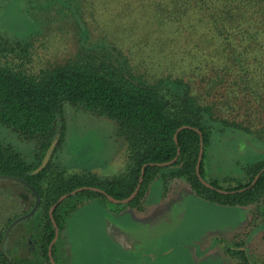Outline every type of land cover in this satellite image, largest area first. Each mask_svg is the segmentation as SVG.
<instances>
[{
    "label": "trees",
    "instance_id": "1",
    "mask_svg": "<svg viewBox=\"0 0 264 264\" xmlns=\"http://www.w3.org/2000/svg\"><path fill=\"white\" fill-rule=\"evenodd\" d=\"M149 1L161 27L173 26L180 31L185 17L190 14L196 16L197 21H207L214 34H211L212 38H224L228 47L233 46V50L219 58L235 56L240 69H224L225 74L218 77L219 82H225L224 79L231 75L228 79L233 80L234 96L250 92L255 101L250 102H257L259 109L253 118L240 113L241 120L232 119L231 113L226 115L216 107L211 91L204 94L197 91L189 78L186 80L183 75L168 71L152 75L150 70L134 71L130 66L126 70L117 65L116 57L115 61L113 56L106 54L79 53L62 63L47 61L42 65L36 60L37 31L25 32L21 40L11 39L0 32V127L13 131L34 146L33 153L25 156L12 143L0 142V186L16 185L20 188L17 191L30 203L29 210L37 195L40 197L37 213L19 222L10 236L11 242L21 239L24 243L26 236L36 232L35 255L19 257L16 255L18 250L11 244L5 251L12 263L0 249V264H53L49 247L56 228L50 208L63 195L86 186L100 188L114 199L124 200L140 184L143 170L137 196L129 204H116L119 210L126 206L141 207L152 183L164 171L170 170L163 174L164 177L185 178L197 196L225 206L257 205L258 217L264 219V154L242 166L246 178H229L225 184L210 176L208 179L206 168L207 151L216 137L230 133L233 138L236 135L238 139L243 138L248 145L252 144L249 138L255 141L249 134L264 138V68L254 64L264 63V0ZM143 8H149L147 2ZM181 50L179 48L175 55L179 56ZM195 56L200 58L204 53L201 55L198 49L194 51ZM209 64L206 63L205 67L209 68ZM199 67L189 69L187 75H196ZM257 71L260 75L254 76L252 73ZM68 105L116 123L117 136L127 146L124 171L102 178L91 172L69 173V169L55 162V154L65 139L64 109ZM240 114L234 117L239 118ZM222 126L227 130L217 131ZM202 142L204 156L200 172L212 187L203 184L197 174ZM254 145L264 148V144L258 142ZM51 148V158L43 166ZM167 163L170 164L161 166ZM94 199L110 202L101 193L84 190L69 195L54 210L60 232L53 245L56 264H69L63 238L68 220L86 202ZM37 219L36 227L32 226ZM2 237L1 233L0 242ZM226 253L238 259L240 264H253L244 246L226 247Z\"/></svg>",
    "mask_w": 264,
    "mask_h": 264
},
{
    "label": "rangeland",
    "instance_id": "2",
    "mask_svg": "<svg viewBox=\"0 0 264 264\" xmlns=\"http://www.w3.org/2000/svg\"><path fill=\"white\" fill-rule=\"evenodd\" d=\"M146 2L149 8H143ZM185 18L180 31L173 26L161 27V21L155 17V11L149 0H0V32L11 39L21 40L25 32L33 29L37 31L35 42L37 63L42 65H45L47 61L55 64L62 63L79 53L106 54L113 56L114 60L116 57L117 65L124 66L126 70L130 66L134 68V71L150 70L149 73L152 75L160 71L183 75L186 80L189 78L197 91L203 94L211 91L214 102L217 103L216 107L218 106L226 115L231 113L232 119L241 120L243 117L241 114L247 118H253L259 109L257 102L254 104L250 102L254 101V96L247 91L235 97L233 94L235 92L232 91L233 80L228 79L231 75L224 79L225 82H219L218 77L224 76V69H230V67L235 70L240 69L235 56L219 58V56H225L224 54L233 50L234 47H228L229 43L224 38H212L211 26H208L204 19L197 21L198 18L190 14ZM169 33H175V35L170 34L173 38L169 36ZM179 48L182 50L179 56H176L175 53ZM198 49L201 55L204 53L203 57H194V51ZM212 55L214 57L210 58L209 56ZM206 63H210L209 68L205 67ZM254 64L264 68L263 62ZM197 66H200V69L196 75H187ZM252 74L259 76L260 71ZM207 98L210 99V96ZM255 98L257 99L258 96L255 95ZM238 113H241V117L235 118L234 116ZM64 121L65 139L54 157L57 164L69 169V173L91 172L102 178L118 175L124 171L127 146L125 141L117 136L114 121L70 105L64 109ZM222 130L226 131L227 128L222 126V129L217 131ZM249 135L255 140L252 141L248 137L252 142L249 145L243 138L238 139L237 135L233 138V135L228 133L216 137L215 143L208 148L207 152L210 156L213 153L214 158L222 155L221 158H217L220 160L219 170L222 175L238 171L244 162H252L264 154V148L254 145L257 142L264 144V138L254 134ZM0 142L12 143L25 156L31 155L34 151L32 143L3 127H0ZM225 150L233 153L231 157L226 155ZM209 175L208 179H210ZM218 180L221 184H225V180ZM19 189L16 185L15 187L0 186V207L5 213L12 210V213L2 220V226H0V234L3 235L0 249L9 263L12 261L5 250L11 244L13 245L15 239L11 242L10 236L15 226L8 235H6L7 231L17 217L25 216L33 209H28L29 211L26 210V212L23 208L13 210L19 203L17 201L18 198L20 199L17 191ZM196 200L191 199L189 202L185 230L182 231L181 236L189 241L194 235L202 233V236L208 239V243L211 242L210 246L214 245L219 234L223 237L230 232L215 230V227L221 225L224 227L233 223L231 218L236 215L234 214L236 211H232L233 206H231L233 209H227L216 206L215 203L211 205ZM93 201L91 204H86L89 201L86 202V205L84 204L74 212L68 220L72 232L86 240V250L84 249L88 260L86 264H140L141 257L131 256L114 248L109 252L102 245L108 242L107 239L104 241L106 237L102 225L104 209L111 206L119 210V207L112 202L105 203L99 199ZM38 208L34 214L37 213ZM237 213L238 217H242V212L238 209ZM38 221V219L34 220L32 226L36 227ZM35 235L36 232H32L26 236L16 255L22 258L35 255ZM224 245L232 246L234 243ZM102 255L103 260L100 263L99 258ZM249 255L255 263L257 258H260L261 264H264V242L261 240ZM186 259L173 256L166 264H191L187 263Z\"/></svg>",
    "mask_w": 264,
    "mask_h": 264
},
{
    "label": "crops",
    "instance_id": "3",
    "mask_svg": "<svg viewBox=\"0 0 264 264\" xmlns=\"http://www.w3.org/2000/svg\"><path fill=\"white\" fill-rule=\"evenodd\" d=\"M225 153L230 157L233 154L226 150ZM213 154L211 157L208 152L206 159L207 173L211 178L222 180L246 178L242 166L251 162H244L238 171L222 175L219 170L220 160L217 159L222 155L214 158ZM169 171H164L152 183L141 207L126 206L119 211L111 206L104 209L105 216L102 225L106 237L104 241L107 239L108 242L102 245L109 252L114 248L131 256H139L142 258L140 264H166L173 256L188 258L187 263L191 264H239L238 260L226 253L225 247L227 246L224 244L235 243L240 239L245 242V247L250 253L256 249L261 240L264 242V219L258 217L257 205L233 206V209L231 206L218 205V203H215L216 206L233 209L236 215L231 218L233 223L224 225V227L222 225L215 227V230L231 233L223 237L219 234L214 245L211 246V242L208 243V239L202 236V233L194 235L187 241L181 235L185 230L184 225L190 200L197 199L211 205L214 202L197 196L185 178L164 177ZM17 201L18 206L13 210L23 208L26 212L30 208V203L24 198L20 197ZM93 202L92 200L86 204ZM237 209L242 212V217H238ZM10 211L5 213L0 207V226H2V220L12 213V210ZM63 238L68 263L86 264L88 261L85 251L86 240L72 232L70 221L66 224ZM22 243L21 239H15L14 249L18 250ZM167 257L169 258L166 259ZM102 260L103 255L99 258V262L102 263ZM257 263L261 264L260 258H257Z\"/></svg>",
    "mask_w": 264,
    "mask_h": 264
},
{
    "label": "water",
    "instance_id": "4",
    "mask_svg": "<svg viewBox=\"0 0 264 264\" xmlns=\"http://www.w3.org/2000/svg\"><path fill=\"white\" fill-rule=\"evenodd\" d=\"M184 127H182L181 129H183ZM179 129V131L181 130ZM52 152H53V148L49 149V151L47 152V155L43 161V166L46 165V163L50 160L51 158V155H52ZM203 156H204V146H203V142H202V145H201V150H200V154H199V159H198V164H197V174L200 178V180L202 181L203 184H205L206 186L208 187H212L210 185L209 182H207L205 179L202 178L201 176V172H200V167H201V163H202V160H203ZM177 159V158H176ZM175 159V160H176ZM170 163H167V164H163L161 166H166V165H169ZM143 174H144V170L142 172V177L140 178V184L138 185V187L136 188V190L131 194V196H129L128 198L124 199V200H116L114 199L112 196L108 195L104 190L100 189V188H97V187H93V186H86V187H81L75 191H73L71 194H66V195H63L59 200L58 202H56L50 209V215H51V218L54 222V225H55V228H56V233H55V238L53 239V241L51 242L50 244V247H49V256H50V259H51V262L53 264H56L54 258H53V245L55 244V242L58 240L59 238V235H60V232H59V229H58V225L56 224L55 222V219H54V216H53V213H54V210L57 208V206L63 202L65 199L68 198L69 195H74L76 193H78L79 191H84V190H92V191H95V192H98V193H101L105 196L108 197L109 201L114 203V204H129L138 194L139 190H140V186H141V183L143 181ZM40 204V197L37 195L36 197V202H35V206L33 207V209L31 210V212L25 216H22V217H19L17 218L12 224L11 226L9 227L8 231H7V234H9L10 230L16 226L19 222H21L22 220L24 219H27L29 217H31L37 210L38 206ZM2 251V250H1ZM3 252V251H2Z\"/></svg>",
    "mask_w": 264,
    "mask_h": 264
},
{
    "label": "flooded vegetation",
    "instance_id": "5",
    "mask_svg": "<svg viewBox=\"0 0 264 264\" xmlns=\"http://www.w3.org/2000/svg\"><path fill=\"white\" fill-rule=\"evenodd\" d=\"M238 241H240V242H238ZM238 241H236L235 243H234V245H232V246H227L228 248H235V247H241V246H244L245 247V242H243L242 240H238ZM236 245V246H235ZM245 250L247 251V254H248V257H249V259L251 260V262L253 263V264H257V263H255V261L252 259V257H250V255H249V251L246 249V247H245ZM231 256V255H230ZM232 257V256H231ZM232 258H234V259H236L235 257H232ZM236 260H238V259H236ZM238 262H239V260H238ZM239 264H240V262H239Z\"/></svg>",
    "mask_w": 264,
    "mask_h": 264
}]
</instances>
